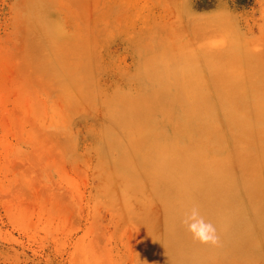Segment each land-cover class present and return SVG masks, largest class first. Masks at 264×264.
<instances>
[{"label": "rangeland", "instance_id": "374dc122", "mask_svg": "<svg viewBox=\"0 0 264 264\" xmlns=\"http://www.w3.org/2000/svg\"><path fill=\"white\" fill-rule=\"evenodd\" d=\"M0 264H264V0H0Z\"/></svg>", "mask_w": 264, "mask_h": 264}, {"label": "bare ground", "instance_id": "6f19581e", "mask_svg": "<svg viewBox=\"0 0 264 264\" xmlns=\"http://www.w3.org/2000/svg\"><path fill=\"white\" fill-rule=\"evenodd\" d=\"M225 113V112H224ZM223 113V114H224ZM173 114V113H172ZM213 115V114H212ZM199 116V115H198ZM200 116H202L200 114ZM204 116V115H203ZM210 118V117H209ZM208 118V119H209ZM203 119V118H202ZM214 119V118H213ZM204 120V119H203ZM210 121V120H209ZM205 122V121H204ZM202 127V126H201ZM219 127V125H218ZM208 128V127H207ZM210 129V128H209ZM213 129V128H212ZM187 131V130H186ZM190 132V131H189ZM207 132V131H206ZM215 132V131H214ZM185 136V135H184ZM193 136V135H192ZM219 136V135H218ZM221 136V135H220ZM188 138V137H187ZM194 138V137H193ZM221 139V137H219ZM194 140V139H193ZM219 141V140H218ZM192 142V141H191ZM196 142V141H195ZM201 142V141H200ZM223 142V141H222ZM138 143V141H137ZM218 142H216L217 144ZM220 143V142H219ZM134 144V143H133ZM223 144V143H221ZM188 145V144H187ZM201 145V144H200ZM225 145V144H224ZM134 146V145H133ZM180 146V145H179ZM132 147V146H131ZM141 146H135L133 148V150H137L138 148H140ZM187 147V146H186ZM127 148V147H125ZM181 148V147H180ZM174 148L172 149H169V150H161L160 152V155L158 156V159L160 160H165V159H169L171 156L175 155L176 153H178L177 151H173ZM184 149V148H183ZM190 149V148H189ZM199 149V148H198ZM135 151H133L135 153ZM189 151V150H188ZM200 152V151H199ZM199 154V153H198ZM171 159V158H170ZM127 160V159H126ZM131 160V159H130ZM222 160V159H221ZM220 161V160H219ZM223 161V162H222ZM221 161V170H217V168H211L214 172H216L213 176V180L211 182H208L206 185L202 186L197 189V193L193 194V200H190V203L189 205L191 206L192 204H197L199 206V208L201 207L200 205L203 203L201 200L207 202L209 201L208 200V196L210 195H215V201L213 204H204L203 203V209L204 211L201 212L203 214V216L211 221L213 224H217V219H216V216L218 215L217 214V210L219 207H222L224 209V214L222 216H227L226 213L227 211L225 210V208L227 207L226 204H227V172H228V166H227V158L224 157V160ZM198 164V163H197ZM216 165H219V164H216ZM200 169V168H199ZM201 173V172H200ZM207 175V174H206ZM206 178V177H205ZM212 178V177H210ZM189 181V180H188ZM204 181V180H203ZM198 183V182H197ZM205 183V182H204ZM177 184V183H176ZM201 184V183H200ZM200 184H196L195 187H199ZM189 185V184H188ZM195 191V192H196ZM221 191V193H220ZM176 192V191H175ZM193 193V192H192ZM222 194V199H221V203L218 205V200H217V196L221 195ZM181 200V199H180ZM183 200V199H182ZM213 200V199H212ZM211 200V201H212ZM171 201V200H170ZM202 202V203H201ZM208 203V202H207ZM169 204V203H168ZM201 209V208H200ZM220 209V208H219ZM181 213V212H180ZM224 217V218H225ZM223 218V219H224ZM227 219V218H225ZM247 220V219H246ZM218 226V225H217ZM178 231V230H177ZM222 237V236H221ZM187 241L191 242V243H196L197 241H194L191 236L188 234V237H187Z\"/></svg>", "mask_w": 264, "mask_h": 264}, {"label": "clouds", "instance_id": "9594fccd", "mask_svg": "<svg viewBox=\"0 0 264 264\" xmlns=\"http://www.w3.org/2000/svg\"><path fill=\"white\" fill-rule=\"evenodd\" d=\"M180 223L194 241L213 246L219 245L220 237L215 224L203 216L197 204L185 209Z\"/></svg>", "mask_w": 264, "mask_h": 264}]
</instances>
